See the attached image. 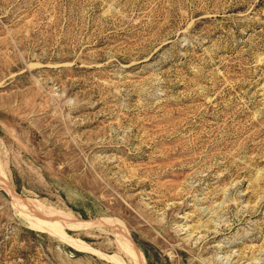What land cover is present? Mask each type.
<instances>
[{"label":"rangeland","instance_id":"obj_1","mask_svg":"<svg viewBox=\"0 0 264 264\" xmlns=\"http://www.w3.org/2000/svg\"><path fill=\"white\" fill-rule=\"evenodd\" d=\"M0 264H264V0H0Z\"/></svg>","mask_w":264,"mask_h":264},{"label":"bare ground","instance_id":"obj_2","mask_svg":"<svg viewBox=\"0 0 264 264\" xmlns=\"http://www.w3.org/2000/svg\"><path fill=\"white\" fill-rule=\"evenodd\" d=\"M115 230V229H114ZM135 252V251H134ZM136 254V253H135Z\"/></svg>","mask_w":264,"mask_h":264}]
</instances>
